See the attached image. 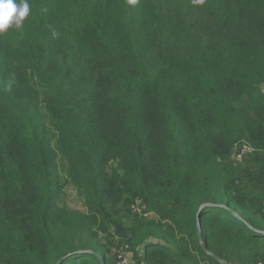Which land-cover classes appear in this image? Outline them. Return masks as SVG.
I'll return each instance as SVG.
<instances>
[{"label": "trees", "instance_id": "obj_1", "mask_svg": "<svg viewBox=\"0 0 264 264\" xmlns=\"http://www.w3.org/2000/svg\"><path fill=\"white\" fill-rule=\"evenodd\" d=\"M28 3L0 35V264L264 263V0Z\"/></svg>", "mask_w": 264, "mask_h": 264}, {"label": "clouds", "instance_id": "obj_2", "mask_svg": "<svg viewBox=\"0 0 264 264\" xmlns=\"http://www.w3.org/2000/svg\"><path fill=\"white\" fill-rule=\"evenodd\" d=\"M129 6H138L139 0H126ZM194 6H203L206 0H191ZM47 12V8L43 9ZM31 13V5L28 0H0V35H6L10 29H21L24 21ZM51 35L54 39L58 38V33L52 25H48ZM11 89V84L8 85V90Z\"/></svg>", "mask_w": 264, "mask_h": 264}, {"label": "built area", "instance_id": "obj_3", "mask_svg": "<svg viewBox=\"0 0 264 264\" xmlns=\"http://www.w3.org/2000/svg\"><path fill=\"white\" fill-rule=\"evenodd\" d=\"M251 151L250 147L245 144H239L235 145L233 149V159L234 160H240L243 155L246 153H249ZM146 216V214H144ZM116 264H130L129 257L127 255L123 254L120 251L116 252ZM258 264H264V263H258Z\"/></svg>", "mask_w": 264, "mask_h": 264}, {"label": "rangeland", "instance_id": "obj_4", "mask_svg": "<svg viewBox=\"0 0 264 264\" xmlns=\"http://www.w3.org/2000/svg\"><path fill=\"white\" fill-rule=\"evenodd\" d=\"M61 203L73 211H82L80 200L72 189L65 190V196Z\"/></svg>", "mask_w": 264, "mask_h": 264}, {"label": "water", "instance_id": "obj_5", "mask_svg": "<svg viewBox=\"0 0 264 264\" xmlns=\"http://www.w3.org/2000/svg\"><path fill=\"white\" fill-rule=\"evenodd\" d=\"M204 206H205V205H201L200 208H199V210H201ZM218 207L223 208V209L227 210L229 213H231L232 215H234V212L231 211V210H229L227 207H224V206H218ZM198 214H199V212H198ZM197 226H198V227H197V231H198V241H199V244H201V238H200V224L198 223ZM201 248H202V247H201ZM202 250H203V252H204L206 255L210 256L214 261L218 262L219 264H225V263H223L222 261H220L218 258H216L215 256H212V255H210L208 252H206L204 248H202ZM94 256H95L96 260L98 261V264H103V263H102V259H101V257H100L98 254H94ZM60 262H61V260L58 261L57 264H59Z\"/></svg>", "mask_w": 264, "mask_h": 264}]
</instances>
